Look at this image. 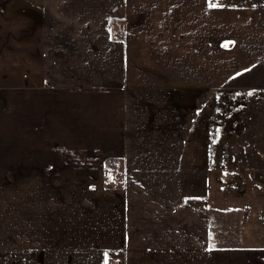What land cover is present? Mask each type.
<instances>
[{
  "label": "rangeland",
  "instance_id": "obj_1",
  "mask_svg": "<svg viewBox=\"0 0 264 264\" xmlns=\"http://www.w3.org/2000/svg\"><path fill=\"white\" fill-rule=\"evenodd\" d=\"M62 1L66 2L67 0ZM199 1L181 0L180 3L186 10L181 14V17L188 21L189 17L194 16L196 5L200 11ZM212 2L223 5L221 7L230 5L249 7L254 4L264 6V0H212ZM116 7L118 9V5ZM116 7L112 8L109 16H104H107L106 20L108 21L104 19L105 25L102 24L97 34V37L100 38L98 42L100 45L103 44L102 35L105 36V48L108 55L101 57L104 60L103 66L105 61L108 63L112 59L117 60V57L118 66L120 62L122 65L127 64L126 39L128 36L136 37L133 31L130 33L124 27L117 26L120 23L118 17L120 13ZM119 9L122 10V8ZM219 10L223 12L222 14L228 12ZM199 11L197 12L199 13ZM0 12L11 22L9 29L3 27L2 23L0 24V43L2 42L0 63L6 60L8 73L11 67L10 61L12 59L20 60L26 52L30 53L27 55V59H40L41 55V60L46 63L59 57L60 67L64 70L59 71L58 77L52 78L50 86H47L54 93L52 101L57 105V109L59 106L62 108V98L67 96L64 92L66 90L64 83L80 81L76 76L67 74L71 68L65 70L66 63L74 56L84 59V63L80 60V63H83L81 68L84 64L87 68L90 67L89 64H94L96 61L93 56L94 48H99L96 45V38L88 41L86 47L84 45L78 47L67 36L70 31L66 25L51 21L50 14L46 13L43 7H39L37 0H0ZM41 12L43 14L40 19ZM125 14L122 16L125 15L127 20L120 19L124 24L130 21L129 14ZM262 15L264 17L263 11ZM15 16H22L20 22L14 19ZM143 16L140 15L141 18ZM34 17L39 18L42 23L35 22ZM141 18L138 19L139 23L144 22ZM58 28L60 30H57ZM136 32L137 36L138 32L142 37L147 36L145 25ZM114 39L118 44L123 41L122 45L124 46L118 45L119 48L110 46L109 43ZM148 45L141 41L138 46L139 51L146 49L149 47ZM249 48L260 56L264 52V41L255 45L253 43V46H249ZM41 49H43L42 53ZM85 49L86 52L91 50V55H88ZM116 52L121 53L116 56ZM142 52L137 53L136 59H141L144 56ZM131 59L129 57V60ZM254 62L256 61H252V63ZM16 65L18 66L19 62ZM150 65L156 66V62L152 59ZM259 65H262V70L258 69L256 73L243 80L229 81L224 88L202 87L200 89L196 88L193 83L192 87L189 85L180 87L182 85L174 84L166 79L164 85L159 84L154 89L152 76L148 80L139 81V87L128 82V78L132 75L129 62L126 70L125 67L123 69L120 66L116 77H104L103 83L110 84L106 86V89L102 88L103 90L100 92L91 91L88 93L92 94L91 99L101 94V105L110 103V107L114 110L118 104H122L123 117L127 115V119H125L127 150L131 156H140L143 165L163 166L169 169H177L180 168V165H184L182 166L184 169H193L192 172L185 174L186 178L180 183H177L178 174H156L155 192L165 197L153 195L155 199L171 198V200L183 201L184 203L181 204L184 206L183 210L190 214L193 210L200 215L201 222L197 218L194 222L203 226L204 235H207V240L210 241L204 245V252L208 251L206 255H212L213 258L209 259L211 264H264V60ZM158 73V69L149 68L148 74ZM97 80L101 83V79ZM113 83L120 85L119 89L116 88V92L108 90ZM25 84L27 85L20 83L17 76L3 79L0 84V153L10 151L13 158L16 156L12 160L11 157L8 158L0 154L2 155L0 156V174H2L0 181L4 183L15 182L14 174L17 173L18 166L24 162V159H20L18 156L19 151L24 148L26 151L35 149L33 141L24 142V138L35 137L34 124L31 123L33 127L26 125L30 122V117L33 118L35 110L25 109L26 105L22 104V93L27 88L26 93L32 95L30 102L34 104L35 95L40 96V93L38 89L34 88V85L29 84V81ZM114 93L116 95L113 98ZM84 106L85 110L95 108V104H84ZM83 110V108L79 110L76 108L72 116H77L72 117L73 119L69 118L68 111L62 115L58 112L57 122L54 114H51L53 115L51 124L56 122L57 125L54 131V140L56 137L57 140L60 138V130H62L59 128L60 125L64 126L66 122L70 124L75 132L72 134L69 127L65 129L69 131L65 132L67 133L65 135L69 139L72 137L76 140L78 138L86 139L81 153L92 161H94L93 158L98 160V165L94 164L93 170L95 171H79V168L74 166L72 171L66 169L65 173L62 171L56 174L58 177L51 179V185L49 181L45 182L44 189H40L43 194L42 199L50 200L51 195L53 198L58 197V205L32 204L31 206L23 205V207L27 208L31 214L34 213V217L41 218L51 227L56 229L59 227L54 231L55 235L52 237L54 247L45 248V245H50V239H47V243L46 239L33 241L32 245L37 246L35 244L37 243L39 249L29 252L36 254H28L27 259L9 258V254H6L2 264H185L184 254H178L176 251L179 250L174 249L178 248V240L169 243L172 248L165 250L164 253L151 252L149 246L139 247V253H125L124 250L116 247H100L101 241H108L102 238V233L107 228L105 225L114 228L119 223V209L112 197L117 193V189L121 188V181L124 180L122 174L125 175L126 167L125 159L120 156L122 153L117 152L118 154H116L115 149L108 151L104 161L99 155L100 136L102 135L100 132L108 125L116 133H119L121 128L118 119L107 118L109 115L105 116L102 122L107 118L106 125L99 126L100 130H97V125L92 122L90 117H83ZM40 112L43 114V110ZM49 115L50 111H47L46 117ZM23 116L27 119L26 123H24V118L23 121L21 119ZM44 124L47 126L48 122L46 121ZM25 129L27 132H24ZM62 138L63 136L56 143L60 155L66 149L73 148L76 152L77 141L65 143ZM86 150L88 151L87 155L84 153ZM91 153L95 157L92 158L89 155ZM76 155H78L77 152ZM141 159H135V162H139ZM86 160L81 155L76 158L80 165ZM23 169L24 171H20L18 173L20 175L17 176L23 178L27 175L26 177L33 181L32 177L35 174L26 172L24 167ZM96 177L97 180L99 178V182L92 183ZM4 183L2 198H7L5 194L7 186ZM56 183H58L57 186ZM13 185L15 183L12 184V187ZM51 186L59 189L58 192L51 194ZM12 187L9 189L13 191ZM179 188L186 189L184 195L187 197L181 194V191L184 190H181L179 195H174L175 190L178 191ZM100 190L103 192L102 195L95 197V193L98 196ZM28 192H32V190L29 189ZM82 194L87 198H94V200L98 198V202L103 205L97 206L96 203L88 205L87 209L92 211V215L98 222H95L94 226L86 222L85 217L84 222L81 221L83 209H85L81 204L86 203ZM198 196H200L201 202H195L196 199H199ZM78 197H82L80 201ZM11 198L13 197L11 196ZM13 200L16 199L13 198L12 202H14ZM102 210L106 211L103 216H100L98 212ZM71 219L74 220L75 228L68 224L71 223ZM105 219L107 220L105 221ZM159 222H162L158 225L161 230L154 233L156 237H160L163 232H166L169 226L175 225L173 221L160 220ZM83 223L85 224L82 227L79 226ZM85 226L87 230L82 231ZM8 233L7 231L2 234L0 232V248L5 246L1 243L7 242L8 244L14 240L12 237L1 236ZM170 233L172 234V232ZM156 239L151 240V237L140 234L138 241L139 244L152 243ZM76 240L79 244H82V240H86V245L82 247L78 244L75 246L68 244L77 242ZM110 241H116L115 244H117L116 239ZM214 243L222 250L210 252V249H216ZM242 246H248L250 251L237 249L238 251L232 253L230 250H226ZM196 255L199 257L200 254Z\"/></svg>",
  "mask_w": 264,
  "mask_h": 264
},
{
  "label": "crops",
  "instance_id": "obj_2",
  "mask_svg": "<svg viewBox=\"0 0 264 264\" xmlns=\"http://www.w3.org/2000/svg\"><path fill=\"white\" fill-rule=\"evenodd\" d=\"M37 1L39 2V7H43L44 11L50 14L51 21L66 25L67 29L70 31L67 36L74 44L78 47L81 45L86 47L88 41L96 38V45L99 48H94L93 56L96 61L94 64H89V68H87L85 64L81 68V65L85 62L84 59L74 56L72 60L66 63L65 70L71 68V71H67V74L76 76L80 81L70 84L64 83L66 88L64 92L67 96L62 98V108L59 106L58 109L57 105L52 101L54 99V96H52L54 93L49 86L52 78L58 77L57 73L64 70V68L60 67L58 61L59 57L46 63V61L41 60V55L40 59H27V55L30 53L26 52L20 59L21 61L18 59H12L10 61L11 67L8 73L6 60L0 63V84L3 79L17 76L20 83L27 85L25 83L29 81V84L34 85V88L38 89L40 93V96L35 95V104L30 102L32 95H27V88L24 89L25 91L22 93V104L26 105L25 109L35 110L33 118L30 117V122L26 124L27 126H32L31 123L34 124L35 137L24 138V142L33 141L35 149L26 151L24 148L22 151H19L20 154L18 156L20 159H24V162L18 166L17 173L14 174L15 182L7 181L9 183H4L0 181V232L1 234L6 231L11 233L1 235L2 237L7 236L14 238V240L10 243L8 242V244L7 242L1 243L5 246L0 248V264L5 260L6 254H9V258L22 257L24 259H27L28 254H36L29 252L30 250L39 249L37 243H35L37 246L32 245L33 241H43V239H46L47 243V239H50V245H45V248L54 247L52 237L55 235L54 231L59 227H57V229L53 228L41 218L34 217V213L31 214L23 205H58V197L53 198L51 195L52 199L50 198V200L42 199L43 194L40 189H44L45 182L49 181L51 185V179H53V177H58L56 174L62 171L65 173L66 169L72 171L74 166H77L79 171L88 172V170L95 171L93 170L94 164L95 166L98 165V160L93 158L95 156H93L92 153L89 155L95 162L83 156L81 153V148L86 139L78 138V140H76L73 137L69 139L68 136L65 135L67 134L65 132H69L65 129L70 127V124L67 122L64 126L60 125L59 127L62 129L60 130V138L63 136L62 141L65 143H75L77 141L75 147L76 152L79 156L81 155L82 158L87 160L80 165L79 161H76L78 155H76L73 148L71 150L66 149L60 155V151L56 147V143L60 139L58 138L57 140L56 137V141L54 140V131L57 126L56 122L59 118H57V115H59L58 112L62 115L68 111L70 113L69 118H75L77 115H72L76 108L77 110L81 108L84 109L82 111L83 117H90L92 122L97 125V130H100L99 126L106 125L105 122L107 118H117L121 128V131L116 133V131L106 125V129L104 128L103 131L100 132L102 135L100 136V133H98V136L101 137V147L99 149L100 158L104 161V158L108 155V151L110 149H115L116 154H118L117 152L120 154L122 153L120 156L125 159L126 167L125 175L122 174L124 180L121 181V188H118L117 193L112 197L115 205L119 209V223H117L114 228L112 226L109 228V225H105L107 228L106 231L102 233V238L108 241H101L99 243L101 245L100 247H116L120 248V250H124L125 253H139V247L145 248V246H149L151 252L164 253L165 250L172 248L169 243L178 240V248L174 249L179 250L176 251L178 254H184L183 260L185 264H211L209 259L213 258L212 255H206L208 251L204 252V245L210 241L207 240V235H204L203 226L194 222L195 218L201 222L199 218L200 215L193 210H191L193 215L183 210L184 206L181 205L184 203L183 201L171 200V198L155 199L153 195L157 194L158 196L165 197L155 192L157 183H155L154 180L157 176L156 174H178L179 178L177 179V183H180L186 178L185 174L192 172L193 169H184L182 168L184 165H180V168L177 169H169L163 166L156 167L155 165H143L140 156H131L129 150H127V130L125 129V119H127V115L123 117L121 112L122 104H118L120 107L117 106L116 110H114L110 107V103L101 105V94L91 99L92 94L88 93L91 91L100 92L103 90L102 88L106 89V86L110 84L103 83L104 77H116L119 73L120 66L123 69L125 67L126 70L129 62L132 75L128 78V82L136 84L135 86L137 87H139V81L148 80L151 76L154 81V89L158 87L159 84L164 85L166 79H169L174 84L182 85L180 87L184 85L192 87L194 84L196 88L201 89L205 87L212 89L217 87L224 88L225 84L229 81H240L250 77L252 74L256 73L258 69L262 70V65L259 64L264 60V52L258 56V54L253 53L249 48V46H253V43L255 45L256 43L259 44L260 41H264V17L262 15V11L264 13V6L254 4L255 6H243L244 8L242 6L235 7L231 5V7H221L223 5L209 7L210 0H200L198 2L201 7L200 11L196 5L194 16L189 17L187 21L181 17V14L186 11L184 6L180 3L181 0ZM116 5H118V9ZM113 7H116L120 13V15H118L120 23H118L117 26L124 27L127 29L126 31L130 33L133 31L136 37L128 36L126 39V45L128 46L127 64L122 65V62H120L118 66L117 57V60L112 59V61L110 60L108 63L105 61V65L103 66L102 62H104V60L101 57L108 55L105 48V36L102 35L103 38H101V40L103 44L100 45L98 43L100 38L97 37V34L102 24L105 25L104 19L106 20L107 16L110 15V11ZM119 8H122V10ZM219 9L223 11L227 10L228 12L222 14L223 12ZM197 11H199V13ZM125 13L129 14L130 21L124 24L121 20H127ZM42 14L43 12L39 14V17ZM122 14L125 15L122 16ZM105 15L107 16L104 17ZM140 15H144L143 18H141ZM63 16L64 18H62ZM21 17L22 16H15L14 19L20 22ZM139 18L144 22L139 23ZM40 19L34 17L35 22L42 23ZM10 23V19H7L5 15L0 12V24L9 29ZM144 25L145 30H147V36L142 37L139 32L137 36L136 31ZM57 30L60 29L58 28ZM128 35L131 34L128 33ZM141 41L145 44L148 43L149 47L139 51L138 46L141 44ZM122 42L118 44L117 40L114 39L109 44L110 46L119 48L118 45H121V47L124 46ZM135 43L138 45L135 46ZM1 44L2 42L0 45ZM226 44L227 46H224ZM42 51L43 49H41V53ZM141 51H143L142 53H144V56H142L141 59H136L137 53ZM44 52L46 51L44 50ZM121 52L123 53V51ZM86 53L91 55V50ZM120 53L116 52V56H119ZM129 57L132 59L129 60ZM152 59L156 62V66L150 65ZM80 60H82L83 63H80ZM259 60L260 62H257ZM252 61H256L257 63H252ZM18 62L19 65L17 66L16 64H18ZM150 67L158 69L159 73L154 75L148 74ZM163 71L164 74H162ZM97 79H101V83ZM116 88L119 89L120 85L113 83L108 90L116 92ZM115 95L116 93H114L113 98ZM84 104H95V108L85 110ZM6 109L9 108L6 107ZM40 110H43V114H40ZM45 110L46 112H44ZM47 111H50V115L54 114V118L56 119L54 124H51L53 115L46 117ZM105 116H107V118L102 122ZM23 118L24 116L21 118L22 121ZM46 121L48 125L44 126ZM26 122L27 119L24 118V123ZM70 129L73 134L75 131H73L72 127H70ZM24 132H27V130L25 129ZM89 149L90 147L88 150ZM84 153L87 155L88 151L86 150ZM0 154L8 158L11 157L12 160L16 157L14 156L13 158L10 151ZM139 158L141 160L135 162V159ZM23 167L26 168V172L35 174V176L32 177L33 181H31V178H27V175L23 176V178L17 176L20 175L18 174L20 171H24ZM1 175L2 174H0V179ZM97 177L92 183L97 184V182H99V178L97 180ZM3 183L7 186V191L6 193L4 192L7 198H2ZM14 183L15 185L12 187ZM163 183L168 184L167 182ZM67 184L68 182L66 185ZM57 185L58 183H56V186ZM10 187H12L14 192L9 189ZM29 189L32 190V192H28ZM58 190L57 188H52V186L50 187L51 194L52 192H58ZM180 191L181 194L184 195L186 189L179 188L178 191L175 190L176 193L174 195H179ZM84 193L86 195V192ZM102 193L103 192L100 190L98 196L95 193V197H100ZM82 195V197H85L84 201H86V203L81 204L83 205L82 207L85 208L83 209L81 221L84 222L83 219L85 217L86 222L94 226V223L98 222L92 215V211L87 209L88 205L90 203H96L97 206L103 205L98 202V198H95V201L94 198H87L84 194ZM11 196L16 199L15 201L13 200L14 202H12L13 198H11ZM184 196L187 197V195ZM198 197L199 199H196L195 202H201L200 196ZM81 198L78 197L79 201ZM108 204L111 206L110 203ZM105 211L106 210H102L98 212V214L103 216ZM106 220L107 219H105V221ZM160 220L173 221L175 225L169 226L166 232H163L160 237H156L154 233L161 230L158 226L162 223L159 222ZM70 221L71 223L68 224L72 228H75L74 220L71 219ZM84 224L85 223L79 226L82 227ZM82 229V231L87 230L86 226ZM71 230L73 231V229ZM170 232H172V234ZM140 234L151 237V240L154 238L157 239L153 240L152 243L147 242L139 244L138 238ZM111 239H116L117 244H115L116 241H110ZM68 244L72 246L78 244L83 247L86 245V240H82V244H79L78 241ZM216 245L217 244L214 243L216 247L215 250L210 249L209 251L222 250ZM237 249H247L250 251L248 246L231 247V249L226 250H230L234 253L238 251ZM196 254H200L199 257Z\"/></svg>",
  "mask_w": 264,
  "mask_h": 264
},
{
  "label": "snow or ice",
  "instance_id": "obj_3",
  "mask_svg": "<svg viewBox=\"0 0 264 264\" xmlns=\"http://www.w3.org/2000/svg\"><path fill=\"white\" fill-rule=\"evenodd\" d=\"M216 6H217V3L212 2V0H210V2H209V7H216ZM229 43H233V42H229ZM224 46H227V44L224 45ZM249 94H250V93H249Z\"/></svg>",
  "mask_w": 264,
  "mask_h": 264
}]
</instances>
